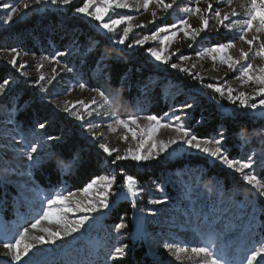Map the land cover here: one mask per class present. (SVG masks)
Returning <instances> with one entry per match:
<instances>
[{"label": "rangeland", "instance_id": "374dc122", "mask_svg": "<svg viewBox=\"0 0 264 264\" xmlns=\"http://www.w3.org/2000/svg\"><path fill=\"white\" fill-rule=\"evenodd\" d=\"M15 2L16 0H0V31L9 30L16 27V25L27 22V20L32 17H43L51 12H58L63 14L70 13L79 19H83L86 21L89 20L96 27L97 31L107 36L112 46L118 52L126 54L129 57L136 56L139 59L145 60L146 64H150L152 67L161 69L165 72L175 71V73L189 79V81L199 84V89L194 90V94L191 93L192 95H190L189 99H192L194 95L197 99H205L206 103L218 104V110L220 111V114L222 116L232 117L234 115H237L234 112L235 106L232 105L226 98L221 99L219 97V94L215 93L211 89L204 88V90H201L203 88L200 82L193 80L190 76L185 75L179 70L172 69L168 65H164L152 58L147 49L156 47L162 48L163 45H159L158 41H148V43L143 47H127L129 42H134L135 39H139L143 35L150 34L156 28V26L171 24L173 22H176L179 18L187 16V14L180 12L176 6H174L172 10H169L167 14L158 9L155 4L150 5L147 12H144L142 9V14L135 13L134 11H130L128 9H117L115 13L110 10L109 15L113 17H115L117 13L121 15L129 14L136 16V19L132 21L133 32L130 33L129 41H126L125 45L121 46L118 44H114L113 41L119 38L121 29L125 27V25H121L119 28H117L116 33L114 34L107 33L102 27L99 26L100 22L92 20L90 17H84L82 14H78L75 12V7L82 6L85 0H73V4L68 7L57 8L50 5L44 6V8H41V10L39 11L34 10L36 7L34 5V0H28L30 7L28 9H24L21 6L20 8V13H27L23 16L22 19L20 18V13H18L17 16L13 17L12 23H4L3 21L7 14V11L10 10L9 5L14 4ZM165 2L168 3L171 2V0H165ZM177 2L181 6H188L193 4V0H177ZM244 2L245 0H232L231 6L224 7L223 11L231 12L233 9H235L237 12L243 15L244 10L240 7V5ZM129 3H132V0H129ZM222 3H227V0H222ZM200 6L201 8L206 7L204 3H201ZM213 7L216 8L217 4L214 3ZM153 11L157 12L155 24L149 23L153 19ZM107 19L108 16H105V20ZM189 23L193 28L201 27V20L198 16H192L189 19ZM209 23L211 26L213 21L210 20ZM137 24H145L147 25V27L136 28L135 25ZM204 35V33H201V36L197 38V43L200 42ZM211 35L215 38L209 41H205V45L227 42L224 40V38L233 40L236 36V33L227 32L225 29L221 28L220 32H216L213 29ZM251 35L252 34L249 33V36ZM262 39H264V36H262ZM188 43H190V41H185L183 39V33H180V35L177 36L176 40L174 42H171L168 51L164 52V55H170L173 52L176 53V55L171 56L170 63L178 62V55H189L191 56V59L184 61L182 63V66L189 68L193 73H198L199 75H201L204 78V83L219 82V84L221 85L230 86L238 91H245L249 94L253 93V89L251 87L241 86V81L235 79L237 73L230 71L226 65H218L217 68H214L213 62L210 58L205 57L203 59H198L196 56V52L199 49L195 46L190 49L188 47ZM241 47H243L245 50L248 49V46L246 44L239 42L237 43L236 48L229 50L230 54L234 57H237L238 49ZM94 48L95 47L90 48V50H88L82 56V59H84L86 55H89L94 50ZM121 48H124V51H119V49ZM11 49L12 48L0 46V66L7 67L9 70L10 74L9 78L7 79H9L10 81L11 90V94L7 97V99H4L3 102L0 103V152H7V160L12 162V167L15 168L16 171L6 176L0 173V191L4 196V198H0V242L6 239L14 238L15 235L18 234L23 227H29L30 236L41 234L39 232L31 230V223L34 222V218L41 211V200L54 194H66L64 190L56 189L52 191L46 190L41 187L34 177V171L36 169H32L31 176H29V169L27 168L23 158L21 157L14 159V157H16L18 153L23 152L25 148L24 143L21 140V136L30 135L31 132L25 133L22 130L19 134H17L16 132L12 131L14 125L8 123V118L13 103H15V105L20 109L15 113V119L18 122V116L25 113L29 109L39 108L47 110L49 112L47 113L46 117H48V119L52 117V119L48 121V128L52 126V124L55 122L54 119H56L57 117H61L65 122L71 124L68 130H62L61 134H59L64 137L65 143L68 142L75 131L76 135L82 137V139H84V141H86L87 143V147H85V149L82 148L81 151H88L91 147H93L97 151L104 153L102 149H99L94 143H92L91 137L80 127L79 121H76L74 117H71L67 113H64L62 111L57 110L54 112L53 106L47 103V99H41V97H56V103L63 104L65 102H68L69 106H71L72 103H76L79 100H85L87 102L93 96H96V93L88 91L87 89L82 90L78 87L77 82H84V80L83 78L79 77L80 75L77 74L74 64L70 63L72 58H76L77 55H79L81 50L80 45H76L74 47H71L70 50H67V56L58 57V59L61 61V64H56L53 62V58H56L57 53H59L53 46L49 50L53 51V54H50L43 49H40V53H31L26 50H19L20 55L19 57H17V68H13L12 65L7 63V61L14 55L13 53H11ZM44 57H47L48 59L42 60V58ZM41 61L43 62L44 67L42 69H37L36 65ZM19 64H24L26 67L24 69H18ZM63 64H67L73 69V71L68 72L64 67H62ZM193 64L196 65L195 68H192ZM255 64L257 66L264 65V61L256 58ZM54 68L56 69L57 73H59V75L57 76V80L53 81L52 84L47 85L48 93L40 92L39 88L36 87L33 82L38 79V76L41 73H43L46 77L51 76L53 74L52 70ZM99 73L100 70H96L92 74V79L96 78ZM89 86L94 87L93 85ZM210 92L214 93V95L216 96L214 97L216 98V100H219V103H217L216 100L210 97ZM201 93L203 94L201 95ZM106 94L108 93L106 92ZM171 95L172 92L169 94V96ZM23 96L27 97L24 102H22ZM97 99L99 100L98 96ZM256 99L258 101L259 99H261V97H257ZM10 103L11 105H9ZM194 109H190L188 110V112L191 113ZM100 111L101 113H103L104 109H101ZM113 111H115V113L120 116V118L130 117L123 115L125 112L122 109L121 105L117 102L113 103ZM137 113V115L142 117L138 120L140 127L145 129L147 132L152 122L144 119L143 117H146L147 115L140 113V110ZM177 114L184 116V113L180 111V106L160 119L162 121H167L170 117H174ZM239 115L246 117L253 122L264 120V118L251 114L244 115L241 113ZM190 117H185L182 121L176 123L182 122L184 123L185 127H188V121ZM88 119H100L108 121L110 120V117L101 115L99 118H97L95 113H93L92 117H86L85 126L87 125ZM36 121L37 116L35 117V122ZM130 127L135 128V125L130 124ZM191 131L193 132V130ZM36 132L37 135L30 138L40 139L41 141H43L44 134L41 133L43 131L37 129ZM96 132H103L104 136L107 139L109 147L119 148L121 153H123L128 147H132L133 150H136L138 144L140 143V140L142 138H146V134L144 136L138 134L137 139L132 140L131 133H128L129 141L125 143L121 138L125 134V131L122 128L113 133L106 126H102L101 128L96 129ZM177 135L179 134L172 129H161L159 134L155 138L157 140L166 141L168 139L176 137ZM13 137H15V139H13ZM257 139H259V137L256 138V141ZM150 143L151 141L145 144L142 154L147 152ZM5 145H7L8 147H5ZM250 145L251 141L247 145L241 146L240 149L244 151L246 148H249ZM258 145L259 146L257 147V149H260L261 145V148L264 149V141H258ZM209 147H215V145H209ZM185 149L186 146L176 144L168 150V153H162L159 159H153L151 161H143L139 163L132 161H118L117 163H128L133 165L135 164L137 166L144 164L145 166H151L156 163L168 164L180 159L200 157L207 160L211 166L216 165L217 167L230 173L231 176L235 177L237 182L232 184L233 186H235V189L229 190V192L232 191L233 195H237L239 190L245 189L249 192V195L246 196L247 199H238V202H231V204H229L230 197H227L224 194L223 185H220V187L216 189L218 190V192L223 191L222 193H220V197L218 200L214 199L215 194H218L217 191L215 194L205 196L204 193H209V189L215 184L214 180L213 184L211 186L209 185L210 183L207 181V179H205V173L199 174L198 176L184 177L182 175L175 177L174 179L176 180V186L175 194H172V196L174 197L173 199L168 198L167 195H165L164 185H155L154 187L149 188L137 181L138 186L144 191L141 198L136 201L135 205H133V202L130 198L119 199L117 195L110 194L108 198V202L110 205L109 209H102L101 213L93 214L94 220L89 221V225H85V227L81 229L80 233L74 234V238H68L64 241H57V245L55 246H46L43 250V254L41 256H38L37 259L41 260L42 264H120L119 262L121 260H109L107 258L108 253L115 246L128 243L131 252L130 255L125 257L124 259L131 257L135 250V247L142 244L146 248L149 247L148 252H152L155 257L161 258L165 256V264H201L202 257H197L195 254H192L190 252L188 254H181L182 259L180 261H177L175 257H173L170 253L167 252V250L162 247V245L165 242H174L177 245H187L189 247L200 246L202 243V235L208 233L212 228H217V230L223 232V235L217 240V251H220L222 248L226 258L230 262H232V264H241V261L245 258L246 254L249 253V250L254 246H259L257 241L264 240V232L262 236L260 235L263 222L262 220H260V222L256 223L257 227L253 233H249L246 229H244L243 227H238L237 225L239 224L241 219L245 218L246 214L250 216L254 211H256L257 214L259 213L260 215H264V213H261L259 211L260 209H264V197H259L255 192V189H253L250 185H247V183L243 180L241 174L228 169L226 166L220 164L218 161L213 160V158L208 157L206 154L199 153L198 151L193 149ZM169 153H171V155H169ZM257 153V155H261V157H264V153H261V151ZM104 154L107 156L106 153ZM107 158V160L111 162L113 157L107 156ZM253 158L257 161V164L254 165V174H257L260 177L258 169L263 166L259 164V158L257 159L256 156H254ZM3 166V162H0V168H2ZM104 175L116 177V182L113 184V192L119 193L121 184H117L118 175H115V170L112 169L111 173H105ZM204 180L205 182H208L207 184H205L206 188H204L203 186ZM14 191L19 193V199L16 200L15 197V201H13L14 205H16V207L14 206L16 208L15 213H13V217L10 218V221H6L3 218V213L5 211V209L3 208V204L7 205L4 202V199H7L6 194L8 193L15 196V194L13 193ZM75 193L76 199H84V197L80 195V191ZM94 195L95 194H93V196ZM151 199H164L168 201V203L162 205H153L149 203V200ZM97 201L98 197L93 199L94 203ZM122 201H127L131 205L133 213L129 217V219L125 217V220L123 221L127 225V228L121 229L120 232H116L114 230L116 226L108 228V226H105V221L112 210ZM249 201L253 203H249ZM43 207H46V204L43 205ZM150 211L156 212V215H149L148 213ZM82 215L84 214L80 212H76L75 215L69 213L68 218H78ZM229 225L231 226L229 227ZM42 226L52 227L54 230L56 228V225H48L47 223ZM155 226H157V228ZM243 233H246L245 235L248 239V242L245 243L244 249H242L243 237H241ZM249 239H252V241ZM5 251L6 250L4 248L0 247V254L4 253ZM31 255L32 253H29V256ZM7 259L8 257L0 255V264H4ZM25 259H27V257Z\"/></svg>", "mask_w": 264, "mask_h": 264}, {"label": "snow or ice", "instance_id": "6c2138e0", "mask_svg": "<svg viewBox=\"0 0 264 264\" xmlns=\"http://www.w3.org/2000/svg\"><path fill=\"white\" fill-rule=\"evenodd\" d=\"M201 3H204L206 7L201 8ZM214 3L217 4L216 8L213 7ZM231 3L232 0H227V3H222V0H193L192 5L181 6L178 4L177 0H171V2L168 3H166L165 0H132V3H129V0H85L82 6L75 7V12L100 22L99 26L109 34L116 33L117 28L121 25H125V27L121 29L119 38L113 41L114 44L124 46L125 42L129 41L130 33L133 32L132 21L136 19V16L117 13L116 16L113 17L109 15L110 10L115 13L117 9H128L135 13L142 14V9L144 12H147L149 6L155 4L158 9L167 14L169 10H172L174 6H176L180 12L187 14V16L181 17L171 24L156 26L150 34L143 35L141 38L135 39L134 42H129L127 47H143L148 41H158L159 45H163L162 48L156 47L147 49L150 56L156 61L190 76L193 80L200 82L203 88L211 89L219 94L221 99L226 98L235 106L234 112L237 115L242 113L244 115L251 114L264 118V65L257 66L255 64L256 58L264 61V39H262V36H264V0H245V2L240 5L244 10L243 15L235 9L231 12H224V7H230ZM72 4L73 0H34V5L36 6L34 10L39 11L41 8H44V6L49 5L60 8L68 7ZM21 6L24 9H28L30 4L28 0H16L14 4L9 5L10 10L7 11L3 22L8 24L12 23L13 17L20 13ZM26 14V12L20 13V18L22 19ZM105 16H108L107 20H105ZM192 16L199 17L201 20V27H192L189 23V19ZM152 17L153 19L149 23L155 24L157 17L156 11L152 12ZM210 20L213 21L211 26L209 23ZM135 27L146 28L147 25L137 24ZM221 28L225 29L227 32H235V38L227 42L205 45V41L215 38L211 35L212 30L214 29L216 32H220ZM180 33H183V39L185 41H190V43H188L190 49L194 46L199 49L196 52L198 59H203L205 57L210 58L214 68H217L218 65H226L230 71L237 73L235 79L241 81V86L251 87L253 93L249 94L245 91H238L230 86L221 85L219 82L204 83V78L201 75L193 73L189 68L182 66L184 61L191 59L189 55H178V62L170 63L171 56L176 55V53L173 52L170 55H164V52L168 51L171 42H174ZM201 33L205 35L200 42L197 43V38L201 36ZM249 33L252 35L249 36ZM239 42L246 44L248 49L245 50L243 47L239 48L238 56L234 57L230 54L229 50L236 48ZM10 51L14 55L7 63L12 65L13 68H17V57H19L20 52L16 48H12ZM119 51H124V48L119 49ZM67 55L68 53L61 51L57 53L56 58H53V62L61 64L58 57ZM111 58L113 57H110L108 52L105 51L100 54L98 63L107 68L105 62ZM114 58L119 59V56ZM43 59L48 58L44 57L42 60ZM25 67L24 64H19L18 69H24ZM36 67L37 69H42L44 67L43 62H38ZM62 67L68 72L73 71L67 64H63ZM195 67L196 65L193 64L192 68ZM52 71L53 74L49 77H46L43 73L39 74L38 79L33 82L34 85L39 88L40 92L48 93L47 85L57 80L59 73H57L55 68ZM120 83L121 87H123V77H121ZM77 84L80 89H87L88 91L96 93V96H93L87 102L85 100H79L76 103H72L71 106H69L68 102L63 104L56 103V97H41V99H47V103L53 106L54 112L57 110L62 111L74 117L76 121H79L80 127L91 137L92 143L99 149H102L107 156L113 157L111 160L112 164H116L118 161L139 163L159 159L161 154L168 153V150L173 145L181 144L186 146L185 150L193 149L199 153L206 154L228 169L241 174L247 185L255 189L259 197H264V177H259L257 174H254V165L257 164V161L253 158L256 155L254 151L249 152L245 159L232 158L228 154L227 145L225 144L228 137L225 135V130L223 128L217 131L216 136L210 139H204L192 132L190 127H185L184 123H176L182 121L185 117L191 116L188 110L196 107L197 102L195 97L180 105V111L184 113V116L177 114L174 117H170L167 121H162L156 115L143 117L149 122H152L146 132L138 123V120L142 118L141 116L136 115L128 118H120V116L113 111V103L118 101V95L110 97V95L106 94L105 90H102L100 87H90L86 83L80 81H78ZM10 94L9 79H0V103H2L4 99H7ZM202 94L203 93H201V95ZM257 97H261V99L257 101ZM212 99L216 100L215 97H212ZM216 102L219 103V100H216ZM101 109H104L103 113H101ZM19 110V107L13 103L8 118V123L14 125L12 131L17 134L22 131L20 123L15 119V113ZM93 113H95L97 118L103 115L105 117H110V120L88 119L87 125L85 126L86 117H92ZM130 124L135 125V128H131ZM48 126V117H41L32 124V132L30 135L21 136L25 148L24 151L18 153L14 159L23 158L29 169V176H31L32 169H38L42 166H50L55 172L63 175L74 171L80 162L79 152L76 150H73L67 157L62 154L61 149L65 144L64 137L58 134L48 133ZM102 126H106L113 133L118 129H124L125 134L121 138L125 143L129 141L128 133H131L132 140H136L138 134L141 136L146 134V138L140 140L136 150H133L132 147H128L121 153L119 148L109 147L103 132H96V129ZM37 129L43 131V141L30 138L37 135ZM161 129H172L179 135L166 141L157 140L155 137L159 134ZM245 131V128L241 126L240 131L237 133V136L242 141V146L250 142V138L245 135ZM13 139H15V137H13ZM149 141H151V143L147 152L142 154L145 144ZM213 144L215 147H209V145ZM5 147L8 146L5 145ZM7 155V152H0V162H3L4 165L0 168V173L5 176L16 171V169L12 167V162L7 160ZM169 155H171V153H169ZM259 164L264 166V157L260 159ZM123 179L124 182L120 185L119 193L113 192V184L116 182V177L103 175L91 180V182L87 183L86 186L80 190V195L84 197V199H76L75 192H68L67 194H54L41 200V211L34 218V222L31 223V230L41 234L30 236L29 227H23L14 238L0 242V247L6 250L0 255L8 257L4 264H42V261L37 259V257L43 254V250L46 246H55L57 245V241L74 238V234L80 233L85 225H89V221L94 220L93 214L101 213L102 209L110 208L108 202L110 194L117 195L119 199L130 198L133 205H135L136 201L141 198L144 190L138 186L137 180L132 175H124ZM209 191H212V189L210 188ZM93 194L95 195L93 196ZM97 197L98 201L94 203L93 199ZM149 203L153 205H162L167 204L168 201L164 199H151ZM249 203L253 202L249 201ZM45 204L46 207H43ZM259 211L264 213V209H260ZM76 212L83 213L84 215L73 219L68 218L69 213L75 215ZM148 214L156 215V212L150 211ZM256 215V211L250 216L246 214L245 218L241 219L237 226L243 227L249 233H253L257 227ZM45 223L48 225H56L55 230L52 227L42 226ZM230 226L231 225H229V227ZM125 228H127V225L121 221L116 225L114 230L120 232L121 229ZM222 235V231L217 230V228H212L208 233L202 235V243L200 246L189 247L187 245H177L174 242H165L162 247L175 257L177 261L182 259L181 254H188L190 252L197 257H202L201 264H232V262L226 258L222 248L220 251H217V240ZM257 243L259 246H254L250 249L249 253L246 254L245 258L241 261V264H264V240L257 241ZM130 252L129 244L124 243L110 250L107 258L109 260L122 261L125 257L130 255ZM29 253H32V255L29 256ZM26 257L27 259H25ZM155 264H160V262L157 261Z\"/></svg>", "mask_w": 264, "mask_h": 264}, {"label": "trees", "instance_id": "16d2710c", "mask_svg": "<svg viewBox=\"0 0 264 264\" xmlns=\"http://www.w3.org/2000/svg\"><path fill=\"white\" fill-rule=\"evenodd\" d=\"M224 40L228 41L229 39L224 38ZM76 45H80L81 50L76 58L71 59L70 63L74 64L77 74L80 75L79 77L83 78L88 85L98 86L105 90L110 97L118 95L117 103L124 110V116L137 115L140 110V113L147 116L156 115L158 118H162L184 102L191 100L189 99L190 95L194 94V90H198L200 87L199 84L189 81V79L180 76L175 71L165 72L152 67L150 64H146L145 60L136 56L129 57L118 52L107 36L97 31L89 20L79 19L70 13L51 12L43 17H32L27 22L16 25V27L9 30L0 31L1 47L17 48L18 50H26L31 53H40V49H43L53 54V51H49L52 46L58 52H66ZM92 47H95L94 50L82 59V56ZM105 51L108 52L110 57H113L105 62L107 68L98 63L100 54ZM116 56H119V59H115L114 57ZM98 69L100 73L96 78L92 79V74ZM9 74L7 67L0 66V79L9 78ZM121 77L124 79L123 87H121L120 83ZM201 90H204V88ZM171 92L172 95L169 96ZM210 94V97L215 96L214 93L210 92ZM193 97L195 96L193 95ZM26 98V96H23L22 102ZM196 102V107L191 112V117L188 121V127L198 137L210 139L216 136L217 131L223 128L225 135L228 137L225 144L230 157L245 159L249 152L254 151L257 159L262 158L261 155H257V152L261 151V153H264V149L261 148L262 145L260 149H257V147L259 146L258 141H264V120L253 122L240 115L232 117L222 116L218 110V104L206 103L203 98H196ZM48 112L47 110L36 108L29 109L19 115V123L23 132H32L31 126L35 123V117L37 116V120H39L41 117H46ZM51 119L52 117L48 121ZM54 121L52 126L47 129L48 133L59 135L62 130H68L71 125L61 117H57ZM241 126L245 128V135L251 141L250 147L244 151L240 149L242 141L237 136ZM257 137L259 139L256 141ZM85 147H87L86 141L76 135L74 131L68 142L64 144L61 152L65 157L69 156L73 150L79 152L80 162L75 170L60 175L50 166H42L34 171L35 180L46 190L54 191L59 189L64 190L67 194L68 192H79L91 180L103 176L105 173H111V170L114 169L115 175H118L117 184H123L124 175H132L140 184H144L149 188L155 185H164L165 195L173 199L172 194H175L176 186L175 177L182 175L184 177L198 176L205 173V179L210 183V186L215 180L214 186L211 187L212 191L209 193L205 192V196L218 192L216 189L220 185L224 187V190L222 189L224 194L230 197L229 204L238 202V199H245L249 195V192L245 189L239 190L237 195H233L232 191L229 192V190L235 189V186L232 185L237 182L235 177L216 165L211 166L207 160L200 157L180 159L168 164L156 163L151 166H145L144 164L137 166L128 163L112 164L107 160L108 158L104 153L97 151L93 147L88 151H81ZM258 171L260 177H264V166L260 167ZM207 181H203L204 188H206L205 184L208 183ZM222 192L219 191L217 195L215 194L214 199L218 200ZM13 193L15 196L8 193L6 194L7 199H4L7 205L3 204L5 209L3 218L6 221H10L13 213H15L16 205L13 203L15 197L16 200L19 199V193L16 191ZM2 197L4 198L0 191V198ZM132 213L131 205L127 201H122L109 214L105 221V226H108V228L114 227L124 221L125 217L129 219ZM260 220L263 222L260 232L262 236L264 232V215L258 213L256 215V223L260 222ZM155 227L157 228V226ZM245 234L243 233L241 236L243 237L242 249L245 248V243L248 242ZM249 240L252 241V239ZM148 250L149 247L146 248L142 244L138 245L135 247L131 257L119 263L155 264V262L159 261L160 264H165V256L161 258L155 257Z\"/></svg>", "mask_w": 264, "mask_h": 264}]
</instances>
